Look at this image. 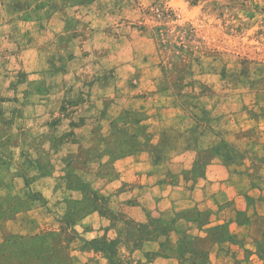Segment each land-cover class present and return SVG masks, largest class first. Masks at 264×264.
<instances>
[{
  "label": "crops",
  "instance_id": "0c3cea01",
  "mask_svg": "<svg viewBox=\"0 0 264 264\" xmlns=\"http://www.w3.org/2000/svg\"><path fill=\"white\" fill-rule=\"evenodd\" d=\"M74 1L0 0V149L14 164L5 182L30 187L60 224L71 215L68 264H212L224 234L264 262V163L253 176L239 132L163 113L156 70L140 62L149 38L133 40L111 77L99 65L89 73L72 46L87 41L71 25ZM33 216L42 227V210Z\"/></svg>",
  "mask_w": 264,
  "mask_h": 264
},
{
  "label": "rangeland",
  "instance_id": "374dc122",
  "mask_svg": "<svg viewBox=\"0 0 264 264\" xmlns=\"http://www.w3.org/2000/svg\"><path fill=\"white\" fill-rule=\"evenodd\" d=\"M92 1H74L79 6L72 12L77 21L71 24L75 32L85 34L86 42L72 46L81 48V61L91 64L89 73L99 65L106 72L104 76L111 77L122 62L120 58L135 51L133 40L149 38L151 52L140 62L156 70L160 87L154 99L165 109L163 113L172 117L180 114L186 119L199 116L202 125L211 124L224 137L239 132L244 155L253 162L251 173L261 178L264 0H97L98 7L91 9ZM95 33L104 36L100 47L92 41ZM67 43H60L61 47L66 48ZM143 46L147 48L145 43ZM85 78L88 83L92 80ZM108 92L107 99L112 93ZM142 97H147L146 92L136 96ZM5 150L4 144L0 149V264H66L61 262L67 254L61 247L68 238L64 229L70 221L63 219L60 224L58 218H50L52 209L30 187L5 182L12 173L7 168L14 166L8 162L13 156ZM39 209L44 215L42 227L33 216ZM219 239L222 248L216 255L221 262L212 264H264L248 262L250 254L257 251L237 250L225 234ZM228 246L234 249H224ZM112 248L108 254L111 260ZM241 255L243 258L238 259Z\"/></svg>",
  "mask_w": 264,
  "mask_h": 264
},
{
  "label": "trees",
  "instance_id": "16d2710c",
  "mask_svg": "<svg viewBox=\"0 0 264 264\" xmlns=\"http://www.w3.org/2000/svg\"><path fill=\"white\" fill-rule=\"evenodd\" d=\"M79 211H80V209H79V208H76V206H74V212L77 213V212H79ZM70 217H71V215L67 216V219H66V220L71 221ZM65 234H66V232H65ZM107 248L109 249L110 252H112V251H111V246H110V245L107 246ZM61 250L65 251V252L67 253V251L65 250V248L63 247V245H62V247H61ZM64 261H66V262H64ZM61 262H64V263H66V264L69 263V255H68V253H67L66 256H65V259H64V258H61Z\"/></svg>",
  "mask_w": 264,
  "mask_h": 264
}]
</instances>
